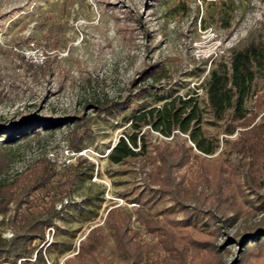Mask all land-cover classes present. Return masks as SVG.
<instances>
[{"label": "rangeland", "instance_id": "obj_1", "mask_svg": "<svg viewBox=\"0 0 264 264\" xmlns=\"http://www.w3.org/2000/svg\"><path fill=\"white\" fill-rule=\"evenodd\" d=\"M260 37L264 0H0V124L39 126L0 145V241L15 236L17 204L7 188L31 168L70 179L57 210L77 203L56 220L58 229L45 227L31 256L0 264H34L38 250L42 264H74L92 229L109 232L113 209L130 215L135 243L154 246L153 264H264V232L260 247L238 241L264 228V106L256 98L251 119L233 134L204 126L220 141L214 154L182 132L164 136L146 125L147 151L122 163L108 153L130 123L104 111L141 101L150 85L162 94L192 92L216 60ZM255 124H262L258 140L249 134ZM194 211L209 228L186 226ZM55 241L71 248L62 252ZM113 246L109 238L98 255L129 264L111 254Z\"/></svg>", "mask_w": 264, "mask_h": 264}, {"label": "trees", "instance_id": "obj_2", "mask_svg": "<svg viewBox=\"0 0 264 264\" xmlns=\"http://www.w3.org/2000/svg\"><path fill=\"white\" fill-rule=\"evenodd\" d=\"M150 86L143 88L139 93L140 98H143L141 101L129 98L104 110L109 119L128 121L131 127V131L120 136L110 148L109 160L112 163H122L128 158L144 154L148 145L146 136L141 132L146 125L164 136H171L175 131L182 132L197 150L207 155L214 154L220 146V141L206 134L205 125L221 126L224 133L231 135L237 127L246 125L251 119V101L256 98L257 105L264 106V91L261 92L264 90V38H252L241 46L233 47L227 58L215 61L199 87L185 95L179 94L176 89L162 94L161 86ZM200 89L205 94L204 105L200 101ZM24 123L25 119L19 122L11 121L10 126L0 124V145L8 146L29 135L31 131L37 132V124L23 131ZM261 125L255 124L249 130V134L255 135L257 140L261 138ZM87 136V132L82 134L79 148L83 146ZM37 170L38 168L29 169L22 178L7 188L17 204V209L12 219L14 238L9 242L0 241V259L3 261H16L19 257L31 256L44 238L45 227L55 225L58 229L60 226L56 220L67 218L66 208L76 203L67 204L63 209L57 210L55 202L69 188L67 185L70 179L60 181L55 179L54 175L42 178L44 175H36ZM76 209L80 214L84 211L81 206ZM194 212L187 218L186 226L202 225L205 229L209 228V221L203 220V217ZM129 220L128 213L113 209L107 220L109 232L102 227L92 229L87 240L82 243L80 253L72 259L74 264H109L105 257L98 255L109 238L114 240L111 249L113 256L129 264H153L151 254L154 246H143L134 242V235L127 227ZM262 232L264 228L256 227L242 235L238 241L245 247L253 243L254 246L260 247ZM62 245L57 241L53 243V246H58L62 252L71 248L70 244H66V247ZM37 256L38 261L34 264H42V250H38Z\"/></svg>", "mask_w": 264, "mask_h": 264}]
</instances>
